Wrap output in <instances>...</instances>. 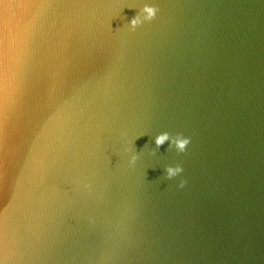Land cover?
Wrapping results in <instances>:
<instances>
[{"label": "water", "instance_id": "water-1", "mask_svg": "<svg viewBox=\"0 0 264 264\" xmlns=\"http://www.w3.org/2000/svg\"><path fill=\"white\" fill-rule=\"evenodd\" d=\"M0 264H264V0H0Z\"/></svg>", "mask_w": 264, "mask_h": 264}, {"label": "clouds", "instance_id": "clouds-1", "mask_svg": "<svg viewBox=\"0 0 264 264\" xmlns=\"http://www.w3.org/2000/svg\"><path fill=\"white\" fill-rule=\"evenodd\" d=\"M158 12V8L151 5H144L139 12L131 18L129 26L132 30H135L139 25L144 22L152 21ZM165 142L169 143V147L174 146L176 150L183 153L186 150L187 145L190 143V138L184 137L182 134H176L175 136H170L168 132L160 134L155 139L156 148L159 149L160 146L164 145ZM137 157L135 155L131 158V163L134 164ZM167 179H172L183 172L181 166L177 165L175 167L169 166L164 170ZM185 181H181L180 187H183Z\"/></svg>", "mask_w": 264, "mask_h": 264}]
</instances>
